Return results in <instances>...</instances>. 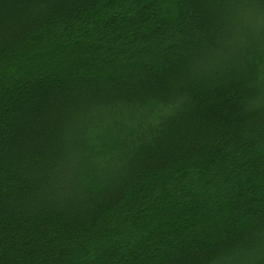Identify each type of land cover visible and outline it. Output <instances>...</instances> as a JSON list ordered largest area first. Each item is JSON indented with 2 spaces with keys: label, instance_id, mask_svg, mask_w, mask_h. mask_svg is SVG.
Masks as SVG:
<instances>
[{
  "label": "trees",
  "instance_id": "obj_1",
  "mask_svg": "<svg viewBox=\"0 0 264 264\" xmlns=\"http://www.w3.org/2000/svg\"><path fill=\"white\" fill-rule=\"evenodd\" d=\"M0 264H264V0H0Z\"/></svg>",
  "mask_w": 264,
  "mask_h": 264
}]
</instances>
